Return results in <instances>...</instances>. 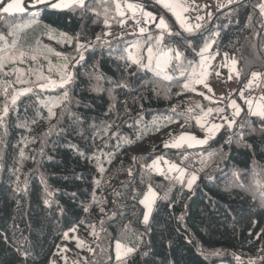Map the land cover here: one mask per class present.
Returning <instances> with one entry per match:
<instances>
[{"label":"trees","instance_id":"trees-1","mask_svg":"<svg viewBox=\"0 0 264 264\" xmlns=\"http://www.w3.org/2000/svg\"><path fill=\"white\" fill-rule=\"evenodd\" d=\"M261 2L240 0L193 33L171 20L166 39L184 61H194L215 30L210 50L234 51L246 78L264 69ZM87 3L94 11L39 5L0 18V35L11 41V28L39 11L36 24L73 36L46 41L76 56L73 81L55 90L68 92L55 115L49 116L45 93L33 89L10 106L0 126V264H115V242L134 249L125 264H264V118L244 109L234 128H221L204 145L165 147L184 131L199 132L196 117L213 109L211 94L199 85L184 89L187 74L180 75L175 61L171 80L129 66L120 58L127 56L128 35H103L118 22L114 0ZM24 37L34 42L30 31ZM77 41L88 45L78 64ZM94 73L102 74L99 82ZM122 80L129 86L116 87ZM13 90L0 77V109ZM157 156L177 162L186 175L196 173L192 188L149 168ZM201 157L207 166L197 172ZM234 169L243 187L232 186ZM149 185L157 198L144 223L140 200Z\"/></svg>","mask_w":264,"mask_h":264},{"label":"rangeland","instance_id":"rangeland-1","mask_svg":"<svg viewBox=\"0 0 264 264\" xmlns=\"http://www.w3.org/2000/svg\"><path fill=\"white\" fill-rule=\"evenodd\" d=\"M58 2H61V0H51V3H58ZM64 2H67V0H64ZM116 3H120L122 14H117ZM129 3L137 5L138 7L142 8L143 11L152 13L153 16L157 18L156 22H158L159 17L163 16L171 30H172L171 20L174 21V23L178 26V28L183 30L180 27V25L176 22L175 16H173L169 10L163 8L160 4L156 3V0H114L113 10L115 15L118 17V22L108 29L107 33H110V35H107L108 38L128 35L127 37L129 42L127 45H131L132 42L138 39L147 41L149 34L153 36L160 34V30L155 28V22L149 21L147 23H144V17L142 12H137L134 15L132 11L128 10L126 5ZM182 3H184L185 6L188 7V11L183 13V16L186 19L187 23L191 25L193 30L199 28L200 26L202 30L205 27V24L208 22V20L212 17L211 16L202 25V20L203 19L205 20L207 18L206 16H208L209 12L214 7V5L211 3V0H191V1L187 0V1H182ZM262 3H264V0H262L261 4ZM27 10L29 9H26L25 11ZM197 17H202L203 19H197ZM261 19H262L263 34H264V14L262 13H261ZM121 21H123V23ZM137 21H139L140 23L138 24ZM197 25H199V27H196ZM140 26L145 27L147 30L146 33L143 35L139 33ZM29 31L30 33H32V38L34 39V42L25 41L24 36H27ZM197 31L198 30L191 31L188 33H193ZM11 32L17 33L18 43L15 49L8 47L7 52L3 53V55L7 56L11 54V56L15 57V59H6L4 61L3 66L0 67V77L3 78L4 80L10 81L13 84L14 87L13 94L17 91L23 90L24 88L31 87L32 90L38 89L43 91L45 93L43 99L46 100L47 102L60 98L62 95L61 94L56 95L55 93V90L57 88L41 89L39 87V84L46 82L44 79H41V77L52 80H59L60 75L62 74L63 66L66 64L71 65V63L75 61L76 56L72 54H63L61 52L56 51L53 48V46L46 41V39L53 40L55 42L58 41L69 42V40L70 41L73 40V36L69 33L42 25L40 22L36 24V19L33 17L27 18L24 21L16 23L11 28ZM133 33H135V35H133ZM166 35L167 33H165L164 40L162 41L163 45H165L168 48L177 49L175 46L169 43V41L166 39ZM215 35H216L215 30L209 31L206 34L205 41L213 42ZM11 37H12L11 41L17 38V36L15 35ZM11 41H8V45L11 44ZM205 41L203 42V44L205 43ZM152 43L154 44L155 41H152ZM0 47H7V45H5V43L2 41ZM21 52L24 53L23 57L20 56ZM263 53H264V35H263ZM140 54L145 57L143 62L146 63V47L141 49ZM33 56H35V59H32ZM204 56L207 58L208 72H209L207 82L212 89V91L209 93L211 94V98L215 102L212 109L213 110L212 114L204 118V123L208 125H210L211 123H216V124L224 123V121H222L219 118V116L216 114V110L224 109V112L222 114L231 117L233 109L227 107V105L232 100H235L236 104L240 107L241 109L240 115L242 114L244 109L246 115L253 114L259 110H264V69L252 71L248 75V77L243 78L242 75L240 74L238 67V58L234 51L213 52L209 48L208 51L204 53ZM200 59L201 57L198 56L193 62L198 66ZM171 64L172 62L169 64V66ZM184 67L187 68L186 61H184ZM168 68L166 71L169 75ZM175 68L181 70L177 66V62ZM190 71L191 69L188 68V72ZM217 73L219 75H217ZM253 73H257V76L253 77ZM20 80L26 81V83H20L19 82ZM197 85L204 88V86L201 84H196L194 86ZM253 88L259 89V92L255 97L256 99H254V97L250 99L244 98V92L247 89H253ZM195 92H197V94L199 95H201L200 93H203L202 90H195ZM189 98L190 101H194L197 98V96L190 95ZM248 102H250V104ZM250 107H251V111H250ZM236 118L237 117H235V120H237ZM198 129H199L198 133L194 131L192 132L184 131L180 133L178 136H175L174 138L170 139L167 142V144L174 143L175 138L179 137L182 134L192 135L195 136L197 139H204L207 136V129L202 128L200 126H198ZM183 145L188 146L187 143H183L181 146ZM197 146H201V145L194 144L192 147H197ZM154 160H159V164H158L159 170H157V168H151L155 172H159V173L167 172L170 175L179 177L180 175L179 172L169 171V167L167 164L164 163V161H168L170 164L174 163L178 165L180 168L184 169L183 167L180 166V164H178L175 161L169 160L165 156L155 157L148 164V166L151 165ZM184 181L187 184V175H185ZM147 190L144 193V195L147 193ZM152 190L156 193V198H157V192L153 188ZM144 195L142 199L144 198ZM156 198L154 200V203L152 204L151 211L154 207ZM143 207H144V213L145 211H148V209H146L144 205ZM116 244L117 242L114 243L115 258H116ZM121 244L125 247H129L123 243ZM126 256L127 255H123L122 253V261H118L116 258L115 264H125Z\"/></svg>","mask_w":264,"mask_h":264},{"label":"snow or ice","instance_id":"snow-or-ice-1","mask_svg":"<svg viewBox=\"0 0 264 264\" xmlns=\"http://www.w3.org/2000/svg\"><path fill=\"white\" fill-rule=\"evenodd\" d=\"M156 3L160 4L163 8L169 10L173 16H175L176 22L180 25V27L187 32H191L193 29L190 24L187 23L186 19L183 16V13L188 11V7L185 6L184 3H182V0H156ZM39 5H45V6H51L52 8H68L70 6L79 7L82 11H94V9L91 8V6L87 3V0H67V2H64V0H61V2L58 3H51V0H0V18L3 17L4 14H12V13H24L26 9H38ZM127 9L132 11L135 15L137 12H142L144 17V23H147L149 21L155 22V28L160 30L159 35H151L149 34L148 40H136L131 43V45H127L125 48V52L127 53V56H121V59H127V61L130 62L129 66L131 64H136L138 66V69H144L147 68L151 70L155 76L162 77L165 80H171L172 77L168 75L167 68L169 67V64L173 61L177 62V66L181 69L180 75L185 76L187 74V82L183 85L184 89H192L194 90V85L201 84L204 86V88H207L209 92L212 91L211 87L209 86L207 82V78L209 76L208 72V64H207V58L204 56V53L208 51V49L211 47V43L209 41H205L202 47H200L199 52L196 53V55L200 56L201 59L199 61L198 66L193 61L187 62V68L184 67V56L183 53L180 52L178 49L174 48H168L165 45H163L162 41L164 40L165 33H167L169 36L172 35L171 29L169 28L166 20L163 16L157 18L153 16L152 13L143 11L142 8L138 7L134 4H127ZM261 13L264 14V3L259 5ZM116 12L117 14H122L121 5L120 3H116ZM105 13H107V9H105ZM33 17L39 15V11H35L31 13ZM197 19H203L202 17H197ZM123 23V21H121ZM139 24L140 22L137 21ZM105 26L108 27V20L107 16L105 17ZM196 27H199L197 25ZM22 30V29H21ZM146 28L143 26L139 27V33L141 35L146 33ZM9 36H17L16 39H13L11 41V44L8 45L7 38L4 35H0V41H3L7 47H0V67L3 66V63L6 59H15V57L11 56V54L5 56L3 53H6L8 50V47L15 49L16 45L18 43V35L14 32H9ZM103 35L107 36L110 35V33H104ZM135 35V33H133ZM97 40H100V36H97ZM152 41H155L153 44ZM69 42H71L69 40ZM105 43H107L105 41ZM88 45L81 44L79 41L76 43V52L79 56V59L76 61V63H80V61L84 60L83 55V49H85ZM146 47V63L143 62L145 57L142 56L141 49ZM188 47H193V45L189 42ZM134 49V51H133ZM195 51V48H193ZM24 53H20V56L23 57ZM59 55V54H58ZM32 59H35V56L32 57ZM70 67H74V65H64L62 74L60 75L59 80H52L48 78L41 77V79H44L46 82L39 84V87L41 89L45 88H61L66 89V86L70 84L74 79V73L69 70ZM188 68L191 69L190 72H188ZM217 75H219L217 73ZM257 73H253V77H256ZM93 78H95L98 82L102 79V74L94 73ZM20 83H26V81L20 80ZM128 83L126 80H122L119 83L116 84V87H128ZM94 91H99L100 86L99 84L93 86ZM32 91V88H24L21 91H17L14 94L11 95L10 100L6 99L3 108L0 109V126H3L5 117L9 114L10 106L15 105L19 96L25 95ZM111 91V90H110ZM201 95H204V93H200ZM5 95L7 96V91L5 90ZM242 95V93H241ZM68 96L67 90L64 91L63 95L56 99L51 100L47 102V105L49 106V116L55 115L53 112V108L57 107L64 99H66ZM209 98L210 97H206ZM250 104V102H248ZM227 107H230L233 109L231 117L225 116L222 113L224 112V109H217L216 114L219 116V118L224 121L222 124H216L211 123L210 125L204 123V118L208 115H211L213 110L208 109L207 112H204L203 115L196 117V123L198 126L202 128L207 129V136L204 139H197L195 136L182 134L179 137L175 138V142L172 144H166L165 147H181L183 143H187L189 147H192L194 144L196 145H202L206 144L209 139L214 137V134L218 132L221 128L226 127L227 129H232L236 125L235 117H238L241 113L240 107L236 104L235 100L230 101V103L227 105ZM189 112L192 110L189 109ZM203 111V110H202ZM251 111V107H250ZM254 115H258L261 118H264V110H259ZM110 128V126H109ZM108 129L106 128L105 131ZM236 133H234L235 135ZM116 134L113 133V136ZM241 140L243 139V136L241 135ZM231 142V137L229 138L226 143ZM23 155V154H22ZM83 155V153H81ZM211 155V154H210ZM91 159V157H90ZM135 159V158H134ZM187 159V157H185ZM165 164L168 165L169 171H176L179 172L178 179L183 182L185 178V171L184 169L180 168L178 165L174 163H169L168 161H164ZM200 163L202 167L200 169H197V172L203 171L204 167L207 166V158L201 157ZM159 160H154L151 165H149V168H157L158 169ZM101 172H103V169H100ZM131 170H129V175H131ZM209 180L212 179L211 176L207 177ZM198 179V176L196 173H189L187 174V187L189 189L192 188L193 184ZM241 174L238 169L233 170V182L232 186L236 187H243V184L241 183ZM95 183L99 184L100 181L97 180ZM264 187V185H262ZM264 195V193H262ZM156 198V193L152 190L151 186L149 185L147 193L144 195V198L140 200V203L145 206L148 211H145L144 213V223L148 222L149 214L151 211L152 204L154 203V200ZM95 200V196L93 197ZM47 203V201H46ZM85 211H87V208H85ZM103 223V222H101ZM95 235V232H93ZM67 233H65V237L67 238ZM133 248L125 247L121 243L117 242L116 244V258L118 261H122V253L123 255H127L131 252H133ZM22 255L27 257V253H22ZM239 259V258H238Z\"/></svg>","mask_w":264,"mask_h":264},{"label":"crops","instance_id":"crops-1","mask_svg":"<svg viewBox=\"0 0 264 264\" xmlns=\"http://www.w3.org/2000/svg\"><path fill=\"white\" fill-rule=\"evenodd\" d=\"M182 1H187V0H182ZM191 1V0H188ZM240 0H211V3L214 5V7L212 8V10L209 12L208 16H206L207 18L204 20H202V25L204 22H206L214 13H216L217 11H220L236 2H238ZM210 6V4H209ZM35 12V11H33ZM201 28V26L195 30L192 31H196L199 30Z\"/></svg>","mask_w":264,"mask_h":264},{"label":"built area","instance_id":"built-area-1","mask_svg":"<svg viewBox=\"0 0 264 264\" xmlns=\"http://www.w3.org/2000/svg\"><path fill=\"white\" fill-rule=\"evenodd\" d=\"M258 94V89L254 88V89H248L244 92V97L245 98H251V97H255Z\"/></svg>","mask_w":264,"mask_h":264},{"label":"bare ground","instance_id":"bare-ground-1","mask_svg":"<svg viewBox=\"0 0 264 264\" xmlns=\"http://www.w3.org/2000/svg\"><path fill=\"white\" fill-rule=\"evenodd\" d=\"M244 22H245V20H244ZM249 26V25H248Z\"/></svg>","mask_w":264,"mask_h":264}]
</instances>
